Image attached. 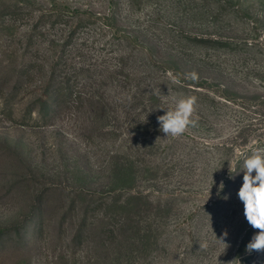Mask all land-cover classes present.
Segmentation results:
<instances>
[{
    "label": "rangeland",
    "instance_id": "rangeland-1",
    "mask_svg": "<svg viewBox=\"0 0 264 264\" xmlns=\"http://www.w3.org/2000/svg\"><path fill=\"white\" fill-rule=\"evenodd\" d=\"M256 148L264 0H0V264H264L238 197Z\"/></svg>",
    "mask_w": 264,
    "mask_h": 264
},
{
    "label": "clouds",
    "instance_id": "clouds-1",
    "mask_svg": "<svg viewBox=\"0 0 264 264\" xmlns=\"http://www.w3.org/2000/svg\"><path fill=\"white\" fill-rule=\"evenodd\" d=\"M158 94L162 95L165 99L168 97V94L164 95L160 89L158 90ZM171 99L172 106L160 108L166 109V111L164 115L157 117V121L160 126V131L165 136L171 135L173 137H178L182 135L190 125L194 124L193 114L195 112L196 97L188 96L179 99L172 97ZM240 171H243V183L238 191V197L244 205V216L248 224L253 229L258 230L246 245L245 251L249 254L253 251L264 252V148L252 150L251 155L244 159L243 167ZM230 174L232 173L230 172ZM223 188L224 183L221 182L218 194ZM224 198L227 199V197ZM214 236L216 240L224 246V251L230 247V245L226 243V238L228 236L227 230H224L219 238H217L215 233ZM237 259L228 262V264H234Z\"/></svg>",
    "mask_w": 264,
    "mask_h": 264
},
{
    "label": "trees",
    "instance_id": "trees-1",
    "mask_svg": "<svg viewBox=\"0 0 264 264\" xmlns=\"http://www.w3.org/2000/svg\"><path fill=\"white\" fill-rule=\"evenodd\" d=\"M60 12L59 9L57 8V6H54V16H60ZM65 87H58V89L56 88L54 90V94H56L57 99L59 97H63V98H71L72 96V91L69 90H65ZM52 92L47 91L46 94L44 96H42L41 98L38 99V102H40L42 105H46L47 107L51 108V105L54 103V99L52 98L54 95ZM11 99V98H10ZM37 211V210H36ZM36 213V212H34Z\"/></svg>",
    "mask_w": 264,
    "mask_h": 264
}]
</instances>
